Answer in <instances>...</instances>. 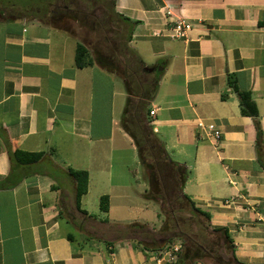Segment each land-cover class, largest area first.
I'll use <instances>...</instances> for the list:
<instances>
[{"label": "crops", "instance_id": "obj_1", "mask_svg": "<svg viewBox=\"0 0 264 264\" xmlns=\"http://www.w3.org/2000/svg\"><path fill=\"white\" fill-rule=\"evenodd\" d=\"M178 19L191 28L171 39ZM150 144L183 169L180 195L210 234L227 230L216 263L264 264V0H0V264H152L170 232L140 220L163 205L138 161V147L153 161ZM15 151L45 156L26 165ZM68 169L88 173L86 214ZM203 248L175 264L220 257Z\"/></svg>", "mask_w": 264, "mask_h": 264}, {"label": "trees", "instance_id": "obj_2", "mask_svg": "<svg viewBox=\"0 0 264 264\" xmlns=\"http://www.w3.org/2000/svg\"><path fill=\"white\" fill-rule=\"evenodd\" d=\"M88 57V52L82 45H77L75 50V65L78 68H83L84 66L89 64V61L86 59ZM232 87L234 92L236 93V96L238 98L239 103V109L240 113L243 116H248L251 118L257 117V108L255 106V103L253 102L250 93L240 91L235 84L232 83ZM148 132V131H147ZM150 134V133H149ZM138 144V143H137ZM151 145V144H150ZM152 150L153 152H150L153 157V161H147L145 160L146 157V149L138 147V156H139V162L140 164L145 167L147 170L151 171L149 173V184L151 189L148 193V198H159V200L162 201V204L167 200L168 197H170L171 193L174 192L177 195H180L182 192V188L185 181V173L183 169L178 166L176 163L171 162L167 155L165 154L163 150V146L158 144L154 145L152 144ZM259 148V146L257 147ZM258 156H259V162L260 160V149H258ZM12 156L18 158L19 163L21 164H34L41 160L45 153L38 152V153H27L23 151H15L11 154L10 158ZM171 172V174L169 173ZM68 175L72 179L74 183V207L77 211L81 212L82 214H86L84 210L80 209V202L83 195L87 193L88 188V173L86 171H79V170H73L68 169ZM170 176L174 175L176 177L175 185H172L170 188L163 184L161 186V181L163 176ZM181 198H183L188 205L190 206V209L199 214L200 216L204 217L206 220L209 219V215L199 208H196L189 200V198L186 195H180ZM108 197L107 196H101L99 199V209L101 212H107L108 211ZM214 232L220 233V239L224 241L226 244H231V240L229 239V235L226 229L219 228L215 229ZM185 248V250H183ZM183 255H179V263L182 261V259L185 256L194 257L197 255H204L206 252L204 251V248L200 245H195L193 248H187L183 247Z\"/></svg>", "mask_w": 264, "mask_h": 264}, {"label": "rangeland", "instance_id": "obj_3", "mask_svg": "<svg viewBox=\"0 0 264 264\" xmlns=\"http://www.w3.org/2000/svg\"><path fill=\"white\" fill-rule=\"evenodd\" d=\"M80 34L79 31V35ZM87 38L89 37L85 36V39ZM88 40L89 39L86 41ZM162 179H168L167 175L163 176ZM91 207V211H96L97 204L95 201L92 202ZM149 209L152 210L151 207H149ZM111 216H113V218L117 217L119 222H123L125 219L117 208L112 209ZM140 217V220L143 223L147 222L154 228H158L159 225L161 226L162 224L164 227L162 231L170 232L167 235L164 233L166 237L165 240H167V243L170 244V246L180 244L182 247L191 249L195 245H200L201 247L204 246L210 250H215L217 248L220 257H216L217 254L211 255V262L206 261L208 264H217L216 261H222L221 258L223 259L225 256L223 242L220 240L218 234H210L207 227V220L193 212L188 203L181 198L180 195H177L174 192H172L170 197H168L163 205H161L160 218H156L155 214H151L149 211L141 212ZM125 223H134V221L123 222V224ZM203 261L204 258L201 257V262ZM223 261L225 262V260Z\"/></svg>", "mask_w": 264, "mask_h": 264}, {"label": "built area", "instance_id": "obj_4", "mask_svg": "<svg viewBox=\"0 0 264 264\" xmlns=\"http://www.w3.org/2000/svg\"><path fill=\"white\" fill-rule=\"evenodd\" d=\"M191 26L186 21L178 19L173 27L169 30V38H180L185 35V33L190 30ZM154 111H150L149 114L153 115ZM197 127L202 129L206 136L213 142H218L220 139V132L216 130L212 125H204L201 121L197 122ZM182 250L180 244L169 245L162 249L160 252L156 253L152 264H175L179 258V254Z\"/></svg>", "mask_w": 264, "mask_h": 264}]
</instances>
